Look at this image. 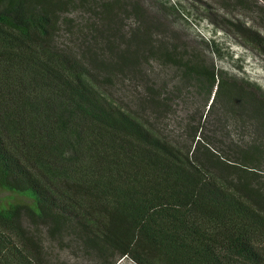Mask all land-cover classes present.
Wrapping results in <instances>:
<instances>
[{
	"label": "trees",
	"instance_id": "trees-1",
	"mask_svg": "<svg viewBox=\"0 0 264 264\" xmlns=\"http://www.w3.org/2000/svg\"><path fill=\"white\" fill-rule=\"evenodd\" d=\"M78 11L91 25L61 43ZM211 20L264 52L245 22ZM153 62L177 76L157 82ZM127 80L137 90L123 103L110 89ZM189 87L202 110L189 113ZM219 111L254 140L220 148L207 130ZM263 162L264 89L216 70L139 2L0 0V264H49L44 230L101 264H264V184L249 169Z\"/></svg>",
	"mask_w": 264,
	"mask_h": 264
},
{
	"label": "rangeland",
	"instance_id": "rangeland-1",
	"mask_svg": "<svg viewBox=\"0 0 264 264\" xmlns=\"http://www.w3.org/2000/svg\"><path fill=\"white\" fill-rule=\"evenodd\" d=\"M133 2H139L148 15L160 18L168 27L174 28L182 36L183 41L185 39L189 40L191 47L199 55L201 54L208 64L213 63L216 70L228 76L249 80L264 89V52L261 48L246 41L243 36L233 34L231 28L223 29L211 20L212 18L217 20L220 16L228 18L231 16L245 22L247 26H251L259 31L261 36H264L263 20L257 13L259 7L264 8V0L244 1L249 6V10L237 5L236 0H122V3L126 5ZM127 13L122 16V28L126 32L135 26L134 16L130 11ZM70 16L75 19V28L72 35L67 34L65 27L63 28L59 38L61 43L73 42L75 39H79L78 37L82 32L86 33L87 28L91 25L92 20H89L90 15L87 13L78 11ZM96 36L98 39L101 38V35ZM87 37L86 34L85 38ZM79 43V40H77L74 44L78 45ZM152 68L154 70L152 77L157 82L162 79L169 80L177 76L178 73L171 66H163L155 62H153ZM136 88L135 84L127 80L113 82L110 90L113 98L127 103L137 90ZM184 92L191 97L189 98V101H191L189 102V113L198 108L202 110L207 96L196 95L195 90L190 87L184 89ZM210 100L208 103H210ZM205 107L207 108V105ZM185 112L179 110L176 115L171 116L169 120L170 128L179 130L181 126L180 119L184 118ZM216 114L220 116L221 112L219 111ZM212 129L216 130L219 136L220 148H225L226 144L232 141L239 145H245L254 140L252 138L254 131L251 128L240 129V123L228 118V116H222L220 120H217L216 115L210 117L207 130ZM224 134L225 136H222ZM220 136L222 139H220ZM249 169L254 170L255 177L264 184V162L260 167H249ZM2 194L7 198L14 197L10 192H3ZM15 196L17 201L23 202V197ZM41 241L43 243V254L49 264H101L96 252L84 247L80 241L73 240L68 236L64 238L50 237L44 230ZM117 264L137 263L128 257H124L120 258Z\"/></svg>",
	"mask_w": 264,
	"mask_h": 264
}]
</instances>
